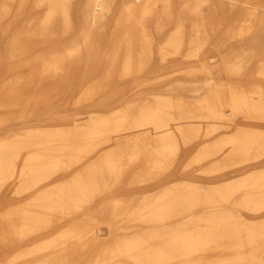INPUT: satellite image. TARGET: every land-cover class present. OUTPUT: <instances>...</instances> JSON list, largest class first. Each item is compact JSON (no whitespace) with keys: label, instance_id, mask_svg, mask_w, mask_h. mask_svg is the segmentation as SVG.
I'll use <instances>...</instances> for the list:
<instances>
[{"label":"bare ground","instance_id":"6f19581e","mask_svg":"<svg viewBox=\"0 0 264 264\" xmlns=\"http://www.w3.org/2000/svg\"><path fill=\"white\" fill-rule=\"evenodd\" d=\"M0 15V193L82 168L0 213V253L54 235L0 264H264V0H0ZM22 88L46 92L38 125ZM51 95L66 117H47ZM97 189L118 198L95 206Z\"/></svg>","mask_w":264,"mask_h":264},{"label":"rangeland","instance_id":"374dc122","mask_svg":"<svg viewBox=\"0 0 264 264\" xmlns=\"http://www.w3.org/2000/svg\"><path fill=\"white\" fill-rule=\"evenodd\" d=\"M204 12L206 14H209L212 11H210L208 6H205ZM232 22H233V17H232V15H230L228 13L225 17V23L227 25H229V24H232ZM5 25H6V16L0 15V31L2 33L6 32L5 28H3ZM1 72H3V71L1 70ZM262 77L263 76H258V79H251L253 81L249 80L250 82L248 83V85H251L253 82H255L257 80H261ZM3 78H7L9 80H12V77H7V75L6 76L4 75L1 79H3ZM225 78L230 79V80H237L236 77L230 76L229 74H225ZM188 79H189V77H188ZM169 82L170 81L167 80L164 83L160 84L159 88L163 89V91H160V92L162 94L175 95L174 93L168 91V89H167V87H168L167 85L169 84ZM41 92L42 93H40V91H37V90H24L23 88H22V90H20V98L23 102V108L29 109V110L30 109L34 110V114L31 116V119L29 121H27L28 124L38 125L41 123L36 118V115H35L36 111L40 109V105L38 103H36V101H35L37 96H40L42 94L44 96H46V92L44 90H41ZM48 95H50V93H48ZM50 97H51L50 98L51 99V105L49 107V113H48L47 117L48 118L58 117L59 116L58 113H60V117H62V118L66 117L67 113L65 112V110L64 111H57L58 106L56 105V102L59 101V96L51 95ZM55 112H57V113L55 114ZM81 123H83V121H81L79 123V125H82ZM210 134L206 133V131L202 132L200 134V137L193 139L191 141V145L193 147H197V149H199L201 146H203L207 143L211 144L217 140H220V139L222 140L223 138L232 136L234 134V129L221 128V129H218V130H216ZM208 138H209V140H207ZM157 144L160 146L161 145L163 146L164 141L161 139L157 142ZM30 151H32V149H28L25 152L28 153ZM190 151H192V150L191 149L190 150H187V149L181 150V152H190ZM169 152H170V150L165 151V153H169ZM225 152H228V151L220 150V151H217L216 153L217 154H224ZM95 158H96L95 156L86 158V161H87L86 164L91 163L93 160H95ZM222 158H223V156H216V160H222ZM143 166H145V165H143ZM143 166L141 168H143ZM81 169L77 168L75 171H73L69 174H63V175L54 174V175L50 176L49 178H47L46 180H44V181L41 180L38 183H23L21 181H14V182L8 183L5 187L2 188L1 193H0V213L2 211H5L9 207H15V205L17 203H26V202L33 201L36 194L43 195V193H45V192H47V193L54 192V191L58 190V188L61 186V184H64L67 182H76L78 179L77 177L81 173L80 172ZM139 169L140 168H138L137 170H139ZM137 170L135 172H133L132 174L128 175V177H127L128 181L133 177V175L135 176L138 174L139 171H137ZM29 174L33 175V176H40L43 173L41 171H39L38 169H31ZM173 184H175V183H171V185H173ZM23 186L26 187L24 190L22 189ZM97 190L94 191L95 197L93 198V200L95 202V206H97V205L102 206V205H105V203H114L116 201V199L118 198V197L117 198L115 197V195H116L115 193H109V194L101 195L100 190L99 189H97ZM0 216H1V214H0ZM16 216H18V215H16ZM252 219L254 222H256L258 224L261 221H264V216L253 215ZM258 234H259L258 239L264 238V230L260 231ZM102 235H103V237H107L109 235L108 231H105V233ZM53 239H54V235L51 231H36L33 233L31 238L24 240L21 244L15 246L12 249L7 248V249L3 250L0 253V262L3 259L9 258L11 253H14L18 248L23 247V246H31L32 252L39 254L41 251L45 250L46 246L49 247L51 245V243H52L51 240H53ZM257 254L260 257H264V250L261 248L257 249ZM82 263H80V264H82ZM40 264H44V263L41 261ZM166 264H169V263H166Z\"/></svg>","mask_w":264,"mask_h":264}]
</instances>
